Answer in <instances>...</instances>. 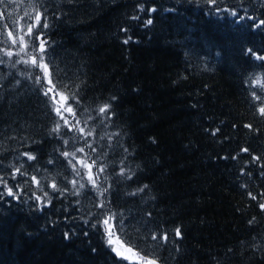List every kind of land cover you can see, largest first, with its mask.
<instances>
[{"label":"trees","instance_id":"obj_1","mask_svg":"<svg viewBox=\"0 0 264 264\" xmlns=\"http://www.w3.org/2000/svg\"><path fill=\"white\" fill-rule=\"evenodd\" d=\"M262 22L264 0L0 3V264H128L106 243L113 214L159 264H264ZM8 32L74 97L70 125Z\"/></svg>","mask_w":264,"mask_h":264},{"label":"snow or ice","instance_id":"obj_2","mask_svg":"<svg viewBox=\"0 0 264 264\" xmlns=\"http://www.w3.org/2000/svg\"><path fill=\"white\" fill-rule=\"evenodd\" d=\"M4 2V0H0V3ZM210 3L214 4L216 3V0H209ZM232 15H236L235 12L232 13ZM36 24L29 25L27 29V34L31 36H35L34 29L40 24L41 20V13L39 11L36 12L35 15ZM147 23H151V20L147 21ZM264 23V22H262ZM259 26V25H257ZM43 27L47 28L48 24L44 23ZM8 39L11 40L13 45H16L19 41L20 51L16 53L17 56H20L23 54L24 56H28L29 60L31 62V65L33 67H39L41 71L44 73V76L41 77L39 75L36 76V82L40 83L42 79L47 81L48 88L44 89V95L48 96L49 99L52 101L53 105V111H55L56 115L60 117L61 120L64 121V125L68 126L70 125V121L63 115V113L66 111L69 114L75 118V110L71 107V105L68 104V100L72 99L74 97H71L67 94H65L63 91H60L57 89L55 83L52 80V74L48 70V64L45 63V57L43 55H33L31 53H28L25 51L26 48L29 47V41H25L23 36L14 37V34L12 32L7 33ZM36 39H40L39 36H36ZM127 43V41H125ZM45 44L46 41L41 40L39 44V52L43 53L45 51ZM251 51V50H249ZM6 55L11 57L13 55L12 52H6ZM255 56V53H253ZM257 60H264V56H255ZM29 60H24L23 62L25 64L29 63ZM20 62V61H18ZM253 87L259 86L261 88H264V83H261L260 77H256L255 80L252 83ZM253 99L259 100L260 97L256 95V93H253ZM57 97H59V100H57ZM108 105H105L99 109L101 113H105L108 110ZM258 112L261 116H264V106H261L258 109ZM245 127H251L250 125H245ZM61 128V125L57 123L56 127L52 129L53 132H59ZM69 130H73L72 127H69ZM79 131L82 133L83 129H79ZM67 143V141H65ZM77 151H83V149H77ZM245 152H247V149H244ZM28 161L34 160L36 157L32 155L31 153H23ZM63 155L67 158L68 156H72L73 159H75L74 153H68L64 152ZM253 159H257L256 157H253ZM51 163V161H49ZM77 163H80L81 165L87 167L89 170L93 167L92 164H86L85 161H77ZM21 171L20 168H16L13 173V178H15V174L19 173ZM103 171V169H101ZM32 180L34 183H37L36 178L32 177ZM89 181L91 182L92 186L95 188L96 180L93 178V175L90 172L89 175ZM75 183V182H73ZM7 187V185H5ZM81 188L84 187L83 184L80 185ZM52 188L55 190L56 185L53 184ZM8 195L13 196L14 192L11 188L7 189ZM251 196V194H249ZM251 199L255 200V196H251ZM103 206L102 204L100 205ZM259 207L261 210H264V203H260ZM115 215H109L102 221V226L104 228V234L107 245L110 247L111 251L115 253L116 257L128 261V264H159L158 257H156L153 253H147L142 248H138V246L131 240L127 239V233L125 230V226L123 224V220L115 221ZM101 224V221H97L96 225H93V227H97ZM175 234L177 237H180L181 232L180 229H175ZM153 240L157 239V236H152ZM162 239L165 241L167 240V236H163Z\"/></svg>","mask_w":264,"mask_h":264},{"label":"bare ground","instance_id":"obj_3","mask_svg":"<svg viewBox=\"0 0 264 264\" xmlns=\"http://www.w3.org/2000/svg\"><path fill=\"white\" fill-rule=\"evenodd\" d=\"M55 10V9H54ZM50 16V15H49ZM224 28V27H223ZM235 44V43H234ZM235 61V60H234ZM121 77V76H120ZM173 95V94H172ZM186 96V95H185ZM223 103V102H222ZM240 135V134H239ZM198 171V170H197ZM197 173V172H196ZM237 201V200H236ZM256 217V216H255Z\"/></svg>","mask_w":264,"mask_h":264}]
</instances>
